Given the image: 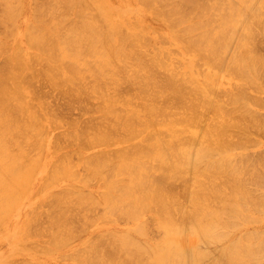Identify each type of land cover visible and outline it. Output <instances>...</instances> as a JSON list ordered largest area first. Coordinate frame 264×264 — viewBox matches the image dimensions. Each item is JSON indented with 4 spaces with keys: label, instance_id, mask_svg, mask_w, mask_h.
<instances>
[{
    "label": "bare ground",
    "instance_id": "obj_1",
    "mask_svg": "<svg viewBox=\"0 0 264 264\" xmlns=\"http://www.w3.org/2000/svg\"><path fill=\"white\" fill-rule=\"evenodd\" d=\"M33 1L35 21L25 33L31 53H25L21 43L6 40L18 7L14 0H0V27L6 32L0 36V216L22 197L37 161L31 149L42 146L47 131L44 116L56 115L31 87L42 77L71 100L102 101L94 108L95 121L71 122L68 136L62 134L71 141L67 146L126 143L79 159L101 177L97 197L105 203L103 220L132 221L124 233L92 234L76 253L79 262L264 264V224L243 233L239 228L263 223L256 214H264V155L235 151L250 139L240 136L235 144L229 138L235 127L264 132V115L254 109L264 108V101L251 93L264 92V53L258 52L264 0H141L166 21L170 44L233 74L229 92L196 84L174 70L161 74L166 66L160 53L148 58L141 32L128 31L102 0ZM59 134L49 173L54 181L75 172L71 152L58 156L56 148L66 143ZM96 201L69 190L46 200L48 245L62 247L75 236ZM34 221L39 222L37 216L29 228ZM154 232L160 239L147 241ZM212 244L217 246L203 248Z\"/></svg>",
    "mask_w": 264,
    "mask_h": 264
},
{
    "label": "rangeland",
    "instance_id": "obj_2",
    "mask_svg": "<svg viewBox=\"0 0 264 264\" xmlns=\"http://www.w3.org/2000/svg\"><path fill=\"white\" fill-rule=\"evenodd\" d=\"M102 1L105 3L106 10L111 12L116 20L120 19L125 21L128 31L136 28L141 32V35L145 38V41H147V44L142 47V50L145 51L148 58H151L154 53H160L166 66V68L161 71V74H164L166 71L174 70L182 78H191L196 84L212 86L220 92H229L231 89H234L235 77L233 74L226 70L215 68L213 65L204 64L202 60L189 53L181 44H170L169 35L171 32L166 21L158 17L154 10L145 6L141 0ZM33 2V0H14L19 12L13 23L14 27L11 26L14 28L13 32L6 38L11 44L15 42L21 43L20 45L25 53H31L26 45L25 33L31 23L35 21L33 15ZM89 13H93V11H89ZM1 27L3 28V25ZM1 27L0 36L6 33ZM261 37L264 39V34H261ZM261 37L260 35L258 37V42L260 44L258 46V48H260L258 52L260 50L264 53V40L260 39ZM0 60L1 66V63L3 64V58ZM40 67L41 65L36 66L37 69ZM31 87L39 93L38 95H40V97L42 96L44 102L47 103L45 104L48 106V109L50 108L53 110L52 112V110L49 109L51 114H56L52 115L54 117L53 119H55V116H60V118H62L59 120L60 118L56 117L59 123L55 121L53 124L50 123L53 122L52 119L49 121V118H52V116L50 117L48 114L49 117L46 115V117L44 116V124L45 126L47 125V131L43 134L42 146L37 149H31L33 158L37 160L35 163L36 166H34L30 178L25 183L22 197L18 199L16 204L6 205L5 212L0 216V264H82L79 262L76 253L82 250L84 246L83 241H88L87 238L100 231L111 230L116 234L124 233L131 228L132 221L117 216L107 218L106 221L103 220L106 215L104 211L105 203L97 197L98 193L103 191L101 177L93 176L90 170L79 162V159L103 149L110 150L113 147H118V143L125 145L126 143L121 142V140L124 139H119L111 146L94 144L95 146L90 145L91 147L86 146L87 148H79L77 142L75 141L77 144L75 145L72 141L71 144L74 146L68 145L70 146L69 148L67 144L71 141L69 142V139L65 140L62 134L65 132L66 134H64L68 136L69 130H71V122L75 123V121H79L80 126L90 124L95 114L97 115L94 108L97 110V108L101 106L102 101L98 97H88L85 100H83L84 98H81V100L73 98L71 100L70 96L67 97L68 95H65L63 92L64 90L52 86L48 80L42 77H37ZM251 93L258 94L264 101V92L257 93L251 90ZM219 98L220 100H227V96L221 95ZM254 109L258 113L264 115V108L255 106ZM203 110L205 112V108H203ZM213 118L220 120L216 115H213ZM56 122L59 124V127H57L58 124ZM55 123L57 125H55ZM68 127L69 130L67 131ZM203 129V127H199L198 134L201 135ZM59 133H61V135ZM58 134L60 135L59 138L64 140L63 143L66 142L63 144V148H56L58 156L66 151L71 152L73 158L72 163L75 166V172L66 176L67 179L63 181H54L49 177L50 170L57 157L53 146L55 143L53 144V142L58 139H55V137H58ZM186 135L190 136L191 133L187 132ZM229 135V138L235 144L240 141L237 139L240 138V136L250 139L246 142V148L237 147L235 151L246 150L262 153V156L264 155V132L260 131L258 128L244 129L235 127L229 131ZM61 136L63 138H61ZM61 144L62 143H60L59 147H62ZM122 144L120 145L124 147L125 145ZM66 190H69L70 193L74 195L77 193L93 195L97 199L96 206L89 212L86 222H80L82 223V228H80L75 236L69 238L64 246H49L47 242L48 236L46 235L47 230L50 229L48 227L50 222L47 223L49 218L46 216V211L49 207H47L45 201ZM256 215L257 217L260 215L258 217L259 219L264 218V214ZM34 216L38 217L39 222L36 223L37 221H34L32 224L34 225L36 223L39 226H35V224L31 229L28 227V223ZM146 218L151 219V215H146ZM78 221L79 220L76 219L74 223ZM262 221L263 223L261 220H258L260 223L246 224L247 226L245 227L239 226L240 232L242 231L243 233L246 230L260 228V224H264L263 219ZM31 225L29 224V226ZM33 232L41 233L36 235V233ZM154 234L155 236L153 234H151V236L153 235L155 238H148L147 241L154 242L160 239V233L154 232ZM237 234H239L238 229ZM203 246L202 247L206 249L213 248V246L217 245L212 244L211 246ZM45 247H48V251L45 250ZM213 259L214 257L212 260ZM212 260H209L210 263Z\"/></svg>",
    "mask_w": 264,
    "mask_h": 264
}]
</instances>
